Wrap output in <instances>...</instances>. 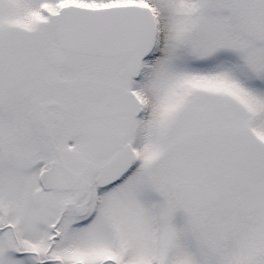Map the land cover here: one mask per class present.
I'll return each mask as SVG.
<instances>
[{
	"label": "snow or ice",
	"instance_id": "6c2138e0",
	"mask_svg": "<svg viewBox=\"0 0 264 264\" xmlns=\"http://www.w3.org/2000/svg\"><path fill=\"white\" fill-rule=\"evenodd\" d=\"M0 264H264V0H0Z\"/></svg>",
	"mask_w": 264,
	"mask_h": 264
}]
</instances>
